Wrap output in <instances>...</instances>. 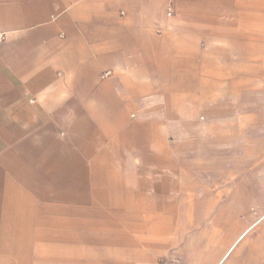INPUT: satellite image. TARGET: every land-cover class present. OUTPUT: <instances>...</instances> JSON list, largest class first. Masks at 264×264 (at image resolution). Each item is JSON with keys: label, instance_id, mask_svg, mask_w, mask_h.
Returning a JSON list of instances; mask_svg holds the SVG:
<instances>
[{"label": "rangeland", "instance_id": "1", "mask_svg": "<svg viewBox=\"0 0 264 264\" xmlns=\"http://www.w3.org/2000/svg\"><path fill=\"white\" fill-rule=\"evenodd\" d=\"M28 4L54 12L29 19ZM71 9L68 26L57 24ZM0 32L29 40L55 70L61 114L8 169L22 197L5 215L19 229L3 239L1 264H264V75L230 74L246 51L243 62L264 69V0H0ZM125 36L154 69L103 66L98 55ZM85 70L92 91L136 85L127 101L116 88L128 122L113 136L87 111L97 100ZM82 118L80 134L105 139L83 157L89 208L75 223L54 164L76 147Z\"/></svg>", "mask_w": 264, "mask_h": 264}, {"label": "crops", "instance_id": "2", "mask_svg": "<svg viewBox=\"0 0 264 264\" xmlns=\"http://www.w3.org/2000/svg\"><path fill=\"white\" fill-rule=\"evenodd\" d=\"M38 1L40 2V0ZM63 8L61 4L59 11L62 12ZM52 9L53 7L47 4L42 15L28 4L24 10L29 19H37L48 15L49 12H54ZM70 14L74 15V10L61 13L59 17H56V23L67 27V17ZM39 34L40 31L37 30L33 36L36 37ZM135 39L136 36L134 38L125 36L109 42V50L98 55L99 61L103 66H107L111 61H118L132 66L154 69L156 61L151 58L146 47L143 48L144 52L138 49ZM246 53L247 51L241 54L237 65L232 68L230 74L233 76L241 73L264 75V69L243 62ZM142 54L147 57L143 58ZM108 72L111 73L110 70ZM88 73L87 70L82 71V78L85 80L82 84L88 88L87 91L91 92ZM57 81L60 80L54 69L39 64L37 54L29 40L0 41V250L4 242L3 239H6V234H10L13 229H19L12 221H7L5 216L13 212L9 209L15 204L12 199L22 197L20 192L15 193L17 191L15 188L16 177L8 169H12L24 157L30 155L37 148L39 139L46 142L49 138L48 135L53 133L59 125L61 114L54 101ZM116 85L113 87L110 85V81H104L101 89L92 91L97 102L91 103L87 108L95 120L101 122V128L109 136L119 132L128 122L126 113L120 107L115 112L117 105L114 103L113 96L116 94V88L125 86L127 93H123L122 97L126 101L130 96L134 97L136 94V85L131 81H122ZM127 104L130 107L133 106L130 102ZM226 111L227 109L219 110V113ZM87 125L84 118L74 122L75 137L73 139L76 147L68 151L62 150L54 164L60 170L62 184L65 182L64 193L62 192L61 195L65 196L69 202L68 209L76 216L75 223L81 222L78 221L77 216L89 208V180L87 177L89 168L85 165L83 157L91 156L92 153L89 155L88 152L90 148L105 139L102 136L100 138L94 131L86 132L84 135L80 134L81 128L85 129ZM128 133L134 135V132L125 134L121 132L118 138L124 141L126 137L132 136ZM83 142H88L90 145L79 147L78 145ZM73 169L76 171V175L73 174ZM14 237L16 238L15 235H12V239Z\"/></svg>", "mask_w": 264, "mask_h": 264}, {"label": "built area", "instance_id": "3", "mask_svg": "<svg viewBox=\"0 0 264 264\" xmlns=\"http://www.w3.org/2000/svg\"><path fill=\"white\" fill-rule=\"evenodd\" d=\"M5 40V34L3 32H0V41Z\"/></svg>", "mask_w": 264, "mask_h": 264}]
</instances>
